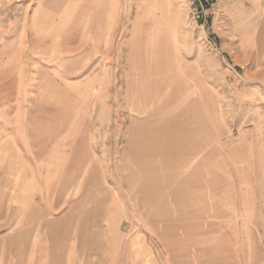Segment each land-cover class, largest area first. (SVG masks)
<instances>
[{"label": "rangeland", "instance_id": "374dc122", "mask_svg": "<svg viewBox=\"0 0 264 264\" xmlns=\"http://www.w3.org/2000/svg\"><path fill=\"white\" fill-rule=\"evenodd\" d=\"M46 4L0 0V264H264V0Z\"/></svg>", "mask_w": 264, "mask_h": 264}, {"label": "crops", "instance_id": "0c3cea01", "mask_svg": "<svg viewBox=\"0 0 264 264\" xmlns=\"http://www.w3.org/2000/svg\"><path fill=\"white\" fill-rule=\"evenodd\" d=\"M54 1L55 0H47V4H46V6H42V7H40V8H38L36 11H35V13L32 15L33 17H32V19L33 20H37V21H43V22H45V21H47V22H49V21H52V20H54L55 19V17H54V8H53V5H54ZM48 5V6H47ZM264 30V23H263V25L261 26V32ZM68 44H66V49L68 50V46H67ZM83 44L81 43V42H79V43H76V45H75V48H78V49H81V48H83V46H82ZM46 52H48V51H46ZM143 151H146V150H144V149H142V151L141 152H143ZM157 159H159V158H157ZM166 158L164 157V160H165ZM160 160V159H159ZM166 161V160H165ZM164 161V171H163V173L161 172V171H156V168L155 167H153V166H150L149 167V169L150 170H152L153 172H151L150 174H153V175H169V174H167L168 172H167V166H168V162L166 161L165 162ZM72 167V166H71ZM74 170V169H73ZM162 181H165V178H163L162 179ZM158 182H159V180L158 179H156V180H154L153 181V185L155 186L156 185V183H157V185L155 186V188L157 187V189H158ZM140 188H142V191H143V194H142V198L144 199V194H145V191H144V188L146 189V188H148V187H146L145 186V184L143 183V185L140 187ZM62 193H63V190H62V188L60 187L59 188V193H58V195L61 197V195H62ZM144 201V200H143ZM150 201V200H149ZM151 201H153V203H151V204H157V205H159V204H163V205H165L166 203L165 202H167V196H166V193L164 192L162 195H159V196H157V198H153ZM86 202H89L90 204H91V207H90V209H88V211L86 212V214H85V216H86V218L87 219H91L93 216H95V215H97V217H100L101 216V203H100V198L99 199H96L94 196L93 197H90L89 199H88V201H86ZM235 212H237V210H236V206H235ZM209 225H205V227H208ZM208 229V228H207ZM187 234H185V236H194V237H200L201 236V234H200V231L198 232V231H191V232H186ZM192 234V235H191ZM198 240H196V247H195V251H196V253L197 252H200L201 250H202V244H201V246H200V243H202V242H199Z\"/></svg>", "mask_w": 264, "mask_h": 264}, {"label": "built area", "instance_id": "2783aa9c", "mask_svg": "<svg viewBox=\"0 0 264 264\" xmlns=\"http://www.w3.org/2000/svg\"><path fill=\"white\" fill-rule=\"evenodd\" d=\"M192 19L201 27L205 24V17L217 0H186Z\"/></svg>", "mask_w": 264, "mask_h": 264}]
</instances>
